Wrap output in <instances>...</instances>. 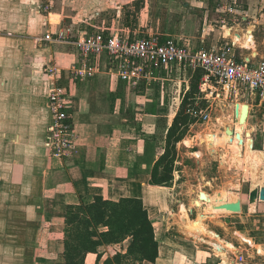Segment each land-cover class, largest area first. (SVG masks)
<instances>
[{
	"label": "crops",
	"instance_id": "obj_1",
	"mask_svg": "<svg viewBox=\"0 0 264 264\" xmlns=\"http://www.w3.org/2000/svg\"><path fill=\"white\" fill-rule=\"evenodd\" d=\"M46 2L51 8L44 12L39 6ZM175 3L178 4L175 10L181 15L176 19L178 24L169 29V20L165 23L160 15L156 17V13H173L174 9L169 6L163 9L161 0H0V141L6 140L10 149L17 152H25L28 147L32 153L31 147L41 148L31 162L37 166V171L32 166L30 174L36 171V175L29 179L31 193L25 203L33 206L26 220L34 227L33 240L27 247L28 252H20L28 264H66L63 252L67 206L92 202L97 195L112 201L124 197L142 200L159 243L156 262L145 261L144 264H264V241H257L251 235L247 237L242 229L235 232L243 241L242 247L233 246L235 250H229L228 258L223 256V259L212 246L199 244L187 236L181 230L177 216H172L165 206L161 208L162 194L165 195L167 188L149 182L156 160L164 151V147L158 146L162 141L156 142L158 125L160 122L165 124V142L175 110L181 104V101L173 105L166 102L162 80L167 81L165 76H171L168 80L179 86L183 96L189 88L190 78L176 81L172 71L191 75L190 71L169 67L161 74L152 70L139 80L126 82L116 74L106 54H102L94 60L99 68L94 77L69 79V67L79 61L73 37L92 32L104 36L129 32L131 38H136L140 37L139 29L149 27L164 32L154 33L189 40L199 48L208 47L205 42L209 39L213 44L233 42L231 33L234 30L241 34L252 28L254 37L253 29L264 23V0H244L243 7L239 0H228L231 11L225 13L218 10V2L211 3L210 0H174L171 5ZM215 12L218 19L213 18ZM217 23L232 24V27L220 25L215 28ZM196 25L202 30L200 35L194 33L199 30ZM58 32L69 34L68 42L39 39ZM234 45L237 51L239 44ZM251 49L264 56L254 46ZM244 52L241 56H246L249 51ZM46 67L60 71L59 80L68 90L70 120L78 135L77 150L71 158H54L44 147L51 121L47 95L53 85ZM257 107L261 108L256 105V110ZM252 108L249 105V114L242 126L254 128L255 134L256 126H261L264 131V116L262 122L255 118L252 125ZM232 127L237 133L238 129ZM21 146L23 150H19ZM2 147L8 149L9 146ZM254 157L262 170L251 177V188L264 184V150L254 151ZM12 164L18 162L14 160ZM20 165L24 166L25 162ZM227 192L235 197L227 196L228 199L223 200L224 194L219 192L220 196L209 202L220 205L240 199L241 212L247 205L258 211L264 207V201L246 204L235 192ZM158 232L162 233L160 237ZM170 232L171 236L166 234ZM3 245L5 243L0 240V250L4 249ZM101 247L88 253L84 264H101L106 259ZM14 264L21 263L16 261Z\"/></svg>",
	"mask_w": 264,
	"mask_h": 264
},
{
	"label": "rangeland",
	"instance_id": "obj_2",
	"mask_svg": "<svg viewBox=\"0 0 264 264\" xmlns=\"http://www.w3.org/2000/svg\"><path fill=\"white\" fill-rule=\"evenodd\" d=\"M172 1L174 0H161L163 9L165 6H169L171 9H174L173 13H156V17L160 15L161 20H165V23H168L169 20V29H172V27H175V24H178L176 19L181 15L175 10V5L178 6V4L171 5ZM67 2H70V0H67ZM210 2L215 3L218 0H210ZM239 3L240 7L244 6V0H239ZM218 16L216 12L213 14L214 19L216 17L218 19ZM223 17L228 19L226 15H223ZM214 25H216L215 28L220 27V25L229 26L227 28L232 27V24L217 23ZM199 27L196 25V29ZM248 29L252 31V28ZM139 30V36L154 32H163L162 29H150L149 27H143ZM118 32L121 31L118 30ZM194 33L200 35L202 30L199 28ZM121 34L131 37L129 32L128 34L123 32ZM253 35V46L260 54H264V29L261 24L256 29H253ZM76 38L73 37L74 40ZM227 38L230 39V37ZM205 44L211 46L213 44L212 39L206 41ZM237 46V54L239 56L242 53L245 54L244 51H249L246 53L247 55L255 53V51L251 52L253 46L248 48L240 45ZM170 77L165 76L167 81L162 80L166 102L173 105L178 101H186L188 106L186 113L189 114V120L186 121V124L178 127L177 133L171 136V141L165 152L164 159L159 163L157 172L151 174L149 182L156 184V179L165 181L164 185L160 183L156 184V186H164L167 188L164 189L165 195L164 193L162 194L161 208L165 206L172 216H177V222L187 236L193 237L199 244L212 246L222 259L223 256L228 258L229 250L234 251V247H237V249L242 247L243 241L241 242L235 233L240 229L246 231L245 235L247 237L251 235L257 241H264V207L258 211L255 207H250L251 209H249L247 205L246 210L240 213H232L231 211L217 208L219 206L218 204H213L214 201H212L213 203L209 201L211 199L216 200L218 196L214 198V195L217 192L223 193V200H226L229 196H233L232 193L229 192L228 194L227 192L231 191L235 192L237 197H242L246 204L249 203V191L252 189L251 177L253 174L261 172L262 170L260 164L257 162V157H254V151L264 150L262 148L264 146V131L261 126H256V132L254 134V128L251 129L248 123L247 128L246 126H242L243 122H239L241 124L239 127L236 125L237 122H232V126L238 129L237 133L243 138V143L240 144L235 137L225 135L224 128L220 127L218 123L220 119L229 115L231 107L236 101L254 108L252 111V115L254 116L250 117V123L252 125L255 122V118H260L258 120L260 122L263 121L264 110L258 107V110H256L257 104L250 98L239 97L238 99H227L222 94L216 97L215 91L212 96V89H208L206 96L212 103L210 107V103L207 100L202 101V99H198L197 91L193 96L192 94L190 96V91L184 92L183 96L181 92L180 95L179 86L170 83L168 80ZM172 78L176 81H180V79L188 80L191 78V75L187 72L173 70ZM180 108L175 110L176 113L179 112ZM205 113L209 115L206 120L203 118V114ZM164 125V122H160L158 125L156 142L159 143L162 141V144L158 146L165 148V142L163 140ZM208 131L216 133L218 143V154H216V157L211 156L199 140L200 134ZM178 137H180L179 140H174V138L176 139ZM6 143H8L6 140H3V142L0 141V240L5 243L3 245L4 249L0 250V264H14L16 261H20L21 264H28V260L25 261L26 257L23 258L20 252L23 250L28 252L27 247L31 245L33 240L32 228L34 227L30 222L26 221L30 215V209L33 206H27L25 203L27 202L26 200H29V194L31 193L28 187L29 179H32L37 171V166L31 162L34 160L35 154L41 151V148L31 147L32 153H30L28 147L25 152H17L10 149V145ZM251 143L253 147H251ZM2 146H5V148L7 146L9 147L8 149H4ZM19 150H23V146ZM14 160L18 162L17 165L12 164ZM24 162L25 165L21 166L20 163ZM32 166L36 168L33 175L30 174ZM201 186L203 192L202 197L199 192ZM156 189L160 190L158 188ZM166 234L169 236L172 235L171 232ZM161 235L162 233L158 232L157 236L160 237ZM125 245V242L102 245L100 250H102V255L105 254V258H111L115 253L122 252L125 249ZM18 246H22L25 249L17 248ZM165 254L166 250H164V256ZM232 256L235 257L233 254ZM239 260L241 261L242 259L239 258Z\"/></svg>",
	"mask_w": 264,
	"mask_h": 264
},
{
	"label": "built area",
	"instance_id": "obj_3",
	"mask_svg": "<svg viewBox=\"0 0 264 264\" xmlns=\"http://www.w3.org/2000/svg\"><path fill=\"white\" fill-rule=\"evenodd\" d=\"M218 10L230 12L227 0L218 1ZM49 2L41 3L39 9L47 12ZM264 29V23L261 24ZM45 41L68 42L70 35L58 32L39 38ZM78 51V63L68 69L70 80L92 78L99 71L94 64L97 56L106 54L112 68L123 81L139 80L155 70L161 74L169 67L194 72L201 69L199 90L203 98L212 105L206 96L207 90L215 91L228 98H250L264 109V56L257 52L239 56L232 41H218L208 47H195L189 40L168 38L159 33L131 38L120 33L104 36L99 32L84 34L74 40ZM46 73L53 78V85L47 95V105L51 121L47 128L44 147L57 159H67L75 155L78 135L70 118L67 87L62 84L60 71L46 67ZM221 91V92H220ZM235 103H240L236 101ZM234 103V105H235ZM211 107V106H210ZM208 114L203 118L208 119Z\"/></svg>",
	"mask_w": 264,
	"mask_h": 264
},
{
	"label": "trees",
	"instance_id": "obj_4",
	"mask_svg": "<svg viewBox=\"0 0 264 264\" xmlns=\"http://www.w3.org/2000/svg\"><path fill=\"white\" fill-rule=\"evenodd\" d=\"M201 74V69L191 72L190 85L186 92L190 91V96H193L197 91L198 99L204 101L198 86ZM179 108L167 130L165 148L156 160L153 174L164 159L171 136L189 120L186 101H182ZM179 139L180 137L174 138ZM158 183L164 185L165 181L156 179V184ZM64 219L63 257L66 264H84L86 255L96 252L99 246L123 242L126 243L124 252L115 253L101 264H144L145 261L155 263L158 258L159 243L155 238L153 222L140 198L124 197L112 201L97 195L92 202L68 205Z\"/></svg>",
	"mask_w": 264,
	"mask_h": 264
},
{
	"label": "bare ground",
	"instance_id": "obj_5",
	"mask_svg": "<svg viewBox=\"0 0 264 264\" xmlns=\"http://www.w3.org/2000/svg\"><path fill=\"white\" fill-rule=\"evenodd\" d=\"M229 31L231 32V31H233V29H229ZM231 37H232L231 39H233L234 43L239 44L240 46L246 47V48L250 47L251 46L250 44L253 41L252 31L249 30V29L246 32L241 33V34L237 33V31L234 30V32L231 33ZM242 104L243 103H241V104L238 103V105H239L238 106V111H237L238 113H235V111H234L235 106L233 104L232 107H231L229 115L225 116L223 119H220L218 125L220 127H223L224 130H226L227 128L229 130H233L232 122H234V121L237 122L236 125L238 127L241 126L239 122H244V121H239L238 119H239V115H240V107L242 106ZM215 134L216 133L208 131V132H205L203 134H200V138H199L201 145H203L205 150L213 157H216L217 156L216 154H218L217 153L218 143H217V139H216V135ZM225 135L232 136L231 134H227L226 132H225ZM199 192L203 193L202 192V186L200 187ZM215 196L219 197L220 193L219 192L215 193Z\"/></svg>",
	"mask_w": 264,
	"mask_h": 264
},
{
	"label": "water",
	"instance_id": "obj_6",
	"mask_svg": "<svg viewBox=\"0 0 264 264\" xmlns=\"http://www.w3.org/2000/svg\"><path fill=\"white\" fill-rule=\"evenodd\" d=\"M235 113H238V103H235ZM249 114V108L247 104H242L240 107V115H239V121H245L248 117ZM227 134H231L233 137L236 138V140L239 141L240 144L243 143V138L240 136L239 133L234 132V130H229L228 128L225 130ZM251 147H253V144L251 143ZM203 196V193H201V197ZM249 202L256 203L257 200L264 201V184L261 186H256L252 188L249 191V196H248ZM219 209H225L228 211H231L232 213H240L241 212V204H240V199H237L233 202H225L223 204H220L217 206Z\"/></svg>",
	"mask_w": 264,
	"mask_h": 264
}]
</instances>
